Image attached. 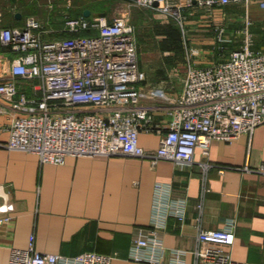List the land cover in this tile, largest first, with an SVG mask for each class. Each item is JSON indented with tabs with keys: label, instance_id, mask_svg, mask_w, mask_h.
Segmentation results:
<instances>
[{
	"label": "built area",
	"instance_id": "2783aa9c",
	"mask_svg": "<svg viewBox=\"0 0 264 264\" xmlns=\"http://www.w3.org/2000/svg\"><path fill=\"white\" fill-rule=\"evenodd\" d=\"M135 4L179 16L171 0H134ZM158 1V4L154 2ZM191 3L194 0H188ZM204 2V0H200ZM233 0H205L209 4ZM236 1V0H234ZM264 7V0L259 1ZM0 11V41L17 53L10 72L0 81V113L9 107V148L35 152L41 162L63 163L68 156L135 155L192 163L198 149L209 154L216 139L232 142L264 123V51L253 48L252 20L246 18L240 49L213 63H189L182 88L170 96L163 86L145 87L135 28L123 13L106 16H68V36L46 38L40 21L29 17L25 27L6 26ZM220 40H225L220 35ZM14 76L29 81L31 95L21 91ZM169 101L170 119L157 124L143 100ZM3 100H8L9 105ZM142 131L157 132V148L140 143ZM264 168V164H262ZM171 187L156 184L151 226L138 228L129 258L161 263L167 247L161 232L167 218L186 217V198H170ZM12 202L0 205V227L12 219ZM236 223L201 228L194 264H251L237 260L226 245L236 239ZM189 250L171 248L169 264H187ZM116 254L88 250L75 255L36 248L35 235L26 247H13L9 264H111Z\"/></svg>",
	"mask_w": 264,
	"mask_h": 264
},
{
	"label": "crops",
	"instance_id": "0c3cea01",
	"mask_svg": "<svg viewBox=\"0 0 264 264\" xmlns=\"http://www.w3.org/2000/svg\"><path fill=\"white\" fill-rule=\"evenodd\" d=\"M259 1L209 4L194 0L191 7L180 8L179 16L161 12L172 20L178 19L183 37L187 36L188 57L182 69L186 70L189 63L204 66L222 59L199 58L202 54L229 56L240 49L247 17L252 20L253 48L264 51V7ZM85 10L83 15L87 16ZM91 14L90 11L87 17ZM68 16L76 15L62 16L43 26L49 30L45 37L66 33ZM27 18L15 12L13 16L5 14L3 22L6 26L25 27ZM220 35L225 40H220ZM16 55L0 41V81L13 77L10 68ZM140 66L147 73L143 86H163L170 96L180 92L182 83L178 79L175 87L165 82L164 64ZM14 77L20 90L31 95L29 81ZM2 102L10 104L6 99ZM143 103L151 108L155 123L169 121V101L155 96ZM10 118L6 107L0 113V142L10 137L6 128ZM159 142L157 132L140 133V143L145 148H157ZM262 164L264 123L232 142L214 140L209 154L198 149L190 164L169 159L153 164L148 157L124 154L68 156L63 163L41 162L35 152L0 144V205L14 204L12 219L0 227V264H9L11 248L26 247L32 234L39 250L66 255L88 250L116 254L111 264H169L173 260L171 248L189 250L186 262L194 264L192 251L199 246L200 229L223 228L231 220L236 223V239L226 247L233 257L264 264ZM158 182L171 187L170 198H186V217L180 220L175 215L168 216L166 229L161 232L168 249L161 263L131 260L129 253L138 228L151 226Z\"/></svg>",
	"mask_w": 264,
	"mask_h": 264
},
{
	"label": "rangeland",
	"instance_id": "374dc122",
	"mask_svg": "<svg viewBox=\"0 0 264 264\" xmlns=\"http://www.w3.org/2000/svg\"><path fill=\"white\" fill-rule=\"evenodd\" d=\"M171 3L178 6L183 3L179 10L181 7H191L193 4L187 0H171ZM82 9H89L93 16L101 15L108 19L123 13L127 14L135 26L140 65L149 67L154 64H164L165 82L172 87H175V79L182 83L185 73L182 67L185 66L188 57L185 47L188 39L187 36L185 38L182 35L180 21L172 20L158 9L135 4L134 0H0V11L4 15L13 16L17 12L23 17L37 19L44 27L50 22L60 20L62 16L75 15ZM202 55L204 56L199 58L227 57V55ZM175 67L178 68L173 71Z\"/></svg>",
	"mask_w": 264,
	"mask_h": 264
},
{
	"label": "trees",
	"instance_id": "16d2710c",
	"mask_svg": "<svg viewBox=\"0 0 264 264\" xmlns=\"http://www.w3.org/2000/svg\"><path fill=\"white\" fill-rule=\"evenodd\" d=\"M83 10H84V9L80 10V11L77 12L75 15H76V16L83 15ZM91 16H92V14H91ZM61 35H62V36H68V35H70V33H69V32H66V33H63V34H61Z\"/></svg>",
	"mask_w": 264,
	"mask_h": 264
},
{
	"label": "water",
	"instance_id": "95a60500",
	"mask_svg": "<svg viewBox=\"0 0 264 264\" xmlns=\"http://www.w3.org/2000/svg\"><path fill=\"white\" fill-rule=\"evenodd\" d=\"M154 3H155V4H158V1H155ZM17 15L19 16L20 13H17ZM85 15H87V16L90 15V10H89V9H86V10H85Z\"/></svg>",
	"mask_w": 264,
	"mask_h": 264
}]
</instances>
